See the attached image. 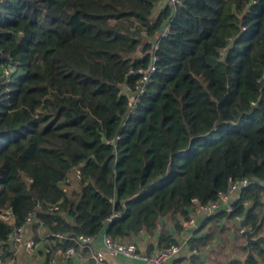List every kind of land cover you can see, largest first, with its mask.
Instances as JSON below:
<instances>
[{
  "label": "trees",
  "instance_id": "trees-1",
  "mask_svg": "<svg viewBox=\"0 0 264 264\" xmlns=\"http://www.w3.org/2000/svg\"><path fill=\"white\" fill-rule=\"evenodd\" d=\"M243 178L190 251L223 219L264 232V0H0L1 264L19 226L47 232L44 264L80 235L177 243L193 198ZM246 250L215 264H264Z\"/></svg>",
  "mask_w": 264,
  "mask_h": 264
},
{
  "label": "crops",
  "instance_id": "crops-1",
  "mask_svg": "<svg viewBox=\"0 0 264 264\" xmlns=\"http://www.w3.org/2000/svg\"><path fill=\"white\" fill-rule=\"evenodd\" d=\"M6 218L9 217L8 214L5 215ZM195 217V226L191 228H182L179 231H175L173 227L170 225V230L175 237L177 243L182 244V249L180 254L171 259L169 264H190L189 256L192 253L199 254L200 263L201 264H215L223 258L226 253V258L224 262H226L232 255L238 256L236 251H231L236 244L242 242L244 244L245 237H240L236 223L233 222L232 219H223L219 222V226L215 225L216 232H219L211 243L210 246L206 247L203 251L198 252L197 250L193 252L188 248V242L192 237H198L200 235H204L209 232V217L203 212L194 213ZM236 220V219H235ZM183 221V220H182ZM238 221V220H237ZM207 222V223H206ZM38 235V238H35V235ZM47 232L43 228H38L37 233L30 227L26 226L24 237L25 239L31 238L34 240L35 244L31 251L24 250L22 248H14L13 247V255L9 260H6V264H44L47 261L48 257V240L46 238ZM223 234L226 235V239L229 242L234 243L230 247L224 248L223 241L219 238H223ZM105 233L102 232L95 238H90L89 245L87 250L83 249L81 246L76 250L74 255L69 259H62L57 256V260H55L54 264H91L93 261L98 263L96 260L92 258V253L97 250H104L103 238ZM224 239V238H223ZM137 248L142 253H154L159 249L158 244V233L154 232L152 234H148L147 232H142L136 239ZM236 242V243H235ZM87 246V245H86ZM223 247V252L222 249ZM221 250L222 253L218 252ZM224 253V254H223ZM239 253V252H237ZM247 253V250L245 254ZM244 254V255H245ZM241 255L240 257L244 256ZM106 264H148L142 260H135L130 258H124L121 256H110L105 255L104 261Z\"/></svg>",
  "mask_w": 264,
  "mask_h": 264
},
{
  "label": "built area",
  "instance_id": "built-area-1",
  "mask_svg": "<svg viewBox=\"0 0 264 264\" xmlns=\"http://www.w3.org/2000/svg\"><path fill=\"white\" fill-rule=\"evenodd\" d=\"M171 3H176L177 0H168ZM169 26L166 25L163 29L161 35H165L168 31ZM154 60V58H153ZM154 66H151L148 71H153ZM147 79V76H144L141 79L140 86L144 85V81ZM131 99L134 101V96H131ZM75 174L79 175L80 171L75 170ZM249 184V180L243 178L241 180L233 182L227 191L219 192L218 198L216 200L208 201L206 203H200L196 198H193V211L190 216L182 221L183 228H191L195 226V217L194 213L203 212L207 216H212L221 209H225L227 212L233 210V202L237 200L240 195V191L243 187ZM236 220L240 221L241 216H236ZM110 220V219H109ZM27 224L31 222V215L27 216ZM26 226L15 227L7 236L8 241L14 248H22L27 251H31L34 247V240L31 238L25 239ZM54 236L62 237L61 233H55ZM78 240L81 242V246H86L89 243L90 238L80 235ZM104 250H97L92 253V258L97 262H103L105 255L110 256H121L124 258H130L135 260H142L148 264H169V261L177 257L182 249V244L179 243H170L167 246L159 248L154 253H142L138 250L137 246L132 242H120L115 239H112L109 236H104L103 238ZM196 250H193L195 252ZM76 249L73 246H69L65 249H58L57 253L60 258L66 260L74 255ZM56 259H52L51 263L54 264ZM3 263V260L0 258V264Z\"/></svg>",
  "mask_w": 264,
  "mask_h": 264
},
{
  "label": "water",
  "instance_id": "water-1",
  "mask_svg": "<svg viewBox=\"0 0 264 264\" xmlns=\"http://www.w3.org/2000/svg\"><path fill=\"white\" fill-rule=\"evenodd\" d=\"M233 222L236 223L237 227H241L243 224V220L237 221L235 219H232ZM258 226L257 225L254 229H245L242 228L240 230V234L245 237L244 246L247 248V253L240 257V260L244 261L248 256L252 255L254 256L252 246L254 244L258 245H264V232H258Z\"/></svg>",
  "mask_w": 264,
  "mask_h": 264
},
{
  "label": "rangeland",
  "instance_id": "rangeland-1",
  "mask_svg": "<svg viewBox=\"0 0 264 264\" xmlns=\"http://www.w3.org/2000/svg\"><path fill=\"white\" fill-rule=\"evenodd\" d=\"M223 238L221 237V238H219V239H221L222 241H223V245H224V248H227V247H230L231 245H233L234 243H231V242H229V240L228 239H226L225 237H226V235L225 234H223ZM236 243V242H235ZM220 249H222V252L224 251L223 250V247H221ZM234 253H236V252H234Z\"/></svg>",
  "mask_w": 264,
  "mask_h": 264
}]
</instances>
